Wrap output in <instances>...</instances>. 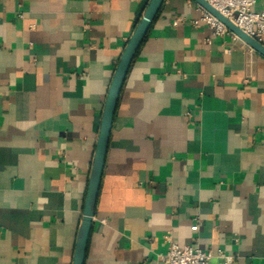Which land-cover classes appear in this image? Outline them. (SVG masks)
I'll list each match as a JSON object with an SVG mask.
<instances>
[{
	"label": "crops",
	"instance_id": "obj_1",
	"mask_svg": "<svg viewBox=\"0 0 264 264\" xmlns=\"http://www.w3.org/2000/svg\"><path fill=\"white\" fill-rule=\"evenodd\" d=\"M140 2L0 0V264H73ZM199 6L164 0L132 62L85 264H163L166 234L264 264V55L195 25Z\"/></svg>",
	"mask_w": 264,
	"mask_h": 264
},
{
	"label": "water",
	"instance_id": "obj_2",
	"mask_svg": "<svg viewBox=\"0 0 264 264\" xmlns=\"http://www.w3.org/2000/svg\"><path fill=\"white\" fill-rule=\"evenodd\" d=\"M200 5L220 19L233 33L241 38L246 44L264 55V43L248 35L245 31L237 27L230 19L217 11L205 0H196ZM164 0H141L137 15L141 16L133 34L126 44L120 61L115 69L108 95L104 104L101 116L99 136L93 156V162L89 175L87 193L85 197L84 212L82 222L79 226L73 264H85L87 247L91 233L92 220L95 215L97 200L103 170L105 166L107 150L109 146L111 128L118 105L119 97L130 70L132 62L143 44L151 24L158 15Z\"/></svg>",
	"mask_w": 264,
	"mask_h": 264
},
{
	"label": "built area",
	"instance_id": "obj_3",
	"mask_svg": "<svg viewBox=\"0 0 264 264\" xmlns=\"http://www.w3.org/2000/svg\"><path fill=\"white\" fill-rule=\"evenodd\" d=\"M217 11L230 19L237 27L257 40L264 41V8L255 9L256 0H205ZM200 14L194 24L205 22L215 34L224 35L231 32L230 29L214 14L199 6ZM177 23V21H175ZM237 37L236 34H234ZM196 231L199 228V219L191 226ZM167 250L161 254L163 264H208L213 251L204 249L198 245L177 242L172 235L166 234ZM225 259V264L233 263V256L222 251L217 253Z\"/></svg>",
	"mask_w": 264,
	"mask_h": 264
}]
</instances>
